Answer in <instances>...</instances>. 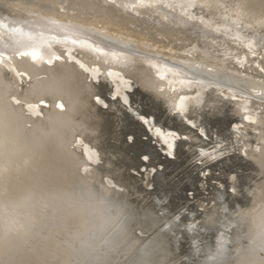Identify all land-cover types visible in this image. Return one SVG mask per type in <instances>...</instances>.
Wrapping results in <instances>:
<instances>
[{
    "label": "bare ground",
    "instance_id": "6f19581e",
    "mask_svg": "<svg viewBox=\"0 0 264 264\" xmlns=\"http://www.w3.org/2000/svg\"><path fill=\"white\" fill-rule=\"evenodd\" d=\"M146 3L0 0V101H24L25 133L47 142L17 177L78 167L182 238L217 193L230 207L264 195V0ZM173 247L182 258L187 238Z\"/></svg>",
    "mask_w": 264,
    "mask_h": 264
},
{
    "label": "clouds",
    "instance_id": "9594fccd",
    "mask_svg": "<svg viewBox=\"0 0 264 264\" xmlns=\"http://www.w3.org/2000/svg\"><path fill=\"white\" fill-rule=\"evenodd\" d=\"M8 6L31 7L30 0ZM23 122L11 98L0 101V264H264V195L230 207L217 193V211L176 237L172 215L138 206L78 167L17 177L15 161L47 143L25 133ZM137 228L147 235L138 239ZM185 238L188 251L177 258L173 244Z\"/></svg>",
    "mask_w": 264,
    "mask_h": 264
},
{
    "label": "snow or ice",
    "instance_id": "6c2138e0",
    "mask_svg": "<svg viewBox=\"0 0 264 264\" xmlns=\"http://www.w3.org/2000/svg\"><path fill=\"white\" fill-rule=\"evenodd\" d=\"M139 3H140L141 7L148 6V4L146 3V0H139ZM22 55H25V56L30 55L33 61H39L40 59H42V57L40 56V54L37 50H33L32 52H25V53H22ZM55 59L59 60L60 57H56ZM81 67H83V66H81ZM13 100H14V103L16 105H20L21 107L24 106V101L16 100L15 98H13ZM97 102L98 103L101 102L99 97H97ZM41 103H43V101H41ZM27 107H28L29 111L33 112L34 114H38V113H35V108L37 107L36 105L29 104V105H27ZM57 107H60L62 109L64 107V105L60 104V105H57ZM141 119H143V117H141ZM245 119H248V117H245ZM145 159H147V157H145Z\"/></svg>",
    "mask_w": 264,
    "mask_h": 264
}]
</instances>
